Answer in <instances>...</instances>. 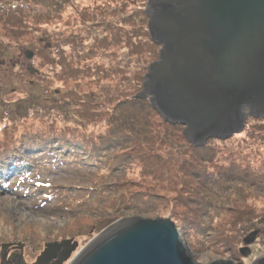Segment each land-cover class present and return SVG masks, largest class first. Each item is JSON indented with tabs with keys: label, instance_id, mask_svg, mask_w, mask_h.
<instances>
[{
	"label": "rangeland",
	"instance_id": "374dc122",
	"mask_svg": "<svg viewBox=\"0 0 264 264\" xmlns=\"http://www.w3.org/2000/svg\"><path fill=\"white\" fill-rule=\"evenodd\" d=\"M125 1L0 0V140H4L2 134L5 132L18 133L19 131V133L22 132L21 136L25 141L29 137L49 141L54 136L53 132L57 135L59 131L62 136L64 132L75 136L77 141L80 138L85 139V136L78 133V130L82 132L85 128L79 123L73 107L91 112L94 116L93 121L97 120V124H100L98 119L106 111L116 108L121 94L124 96L133 90V86L129 85L124 75L119 73L120 71L114 76L113 67V65L122 66L131 73L135 66H139L132 53L135 49L132 44V47L129 46V52L124 51L117 39L116 45L112 44L99 49L92 60L86 61L85 58L81 61L74 60L70 56L67 57L68 60L62 59V56L70 55L73 51V43L68 40L72 34L80 35L83 41V38L93 33V28L92 31L90 30L92 33H88L89 30H85L84 26L81 27L83 35L76 30L84 19H92L90 14L95 12L96 21L120 20L122 16L130 12L129 4H123ZM147 2L148 0L144 4V11ZM46 4H57L59 7ZM21 6L23 8L18 10ZM23 10L27 13H23ZM116 10L117 13H115ZM16 11H19V14L11 16ZM142 13L143 11H139L140 17ZM41 17L44 18L39 21ZM6 21L9 24H6ZM29 23L32 28L25 27ZM103 24L104 28L98 27L95 31L106 34L108 29L105 23ZM115 24L123 29L129 28L128 22L122 21L120 25ZM102 43L104 44V41ZM83 49V44L78 42V52L80 53ZM27 50L33 52L32 58L27 57ZM89 51L93 53L97 49H88ZM140 51L142 52L141 49ZM158 51L154 55V53L150 54L151 51L148 49H144L142 54L148 56L147 61L153 59V62L158 58ZM84 53L87 55L86 50ZM101 60L104 62L93 65ZM68 63L72 64L70 68L65 65ZM150 63L146 66L144 78ZM88 65H93L92 69ZM29 67H33L35 72L28 71ZM80 67L81 69H77ZM141 74H143L142 71ZM129 82L135 85L132 78H129ZM136 89L139 87L137 86ZM139 92L141 89L132 97L136 98ZM113 95L118 96L117 100ZM72 100H76V103ZM22 101L33 104L34 109L31 110V114L34 115L28 119L25 118L26 115L19 118L25 112ZM82 101L88 102L90 106L82 104ZM110 111L107 113L110 114ZM39 112L48 116L41 117ZM52 119H55L54 125L46 128L44 122ZM261 119L263 121H260ZM9 123V127L6 128L5 125ZM262 123H264V116L256 117L246 123L241 133L216 137L204 143L205 154L210 158V154L214 152L216 157L211 162L205 163V159L202 163L200 162L201 170L205 166L209 168L208 170L214 168L215 171H219L242 160L253 165L254 167H251L242 162L261 177L260 173H264V125ZM41 128L48 133V138L44 132H41L43 130ZM182 133L186 137L179 133L178 138L175 137L173 142V146L174 144L178 146V151L175 146L170 147L173 137L167 139L168 143H164L162 149L158 145L157 150L156 146L148 145L149 143H145V140L141 142V139L136 137L129 143V153H127L129 156L125 159L120 157L125 154L123 149L115 153L102 149L99 158L95 156V160L85 162L90 152L84 147L85 149L72 151L65 162L57 165L46 160H38L40 164L35 165L31 155L27 153L25 166L15 163L8 165L9 172L11 171L8 176L5 175L6 171H3V168L0 170V234H7V236L15 234L24 238L30 245L29 249L38 248L46 241L61 242L73 239L78 242L75 250L78 253L116 220L135 215L144 217L171 215L174 203L165 198L159 206L144 213H132L134 211L128 207V202L131 201L129 194L136 190L132 191L133 188H129L131 186L129 180L135 176L139 178L140 173L146 170L144 167L151 168L152 163L149 159L156 158V155L161 152V160L169 156L173 158V161L168 164L171 171L169 175L165 174V180L160 179L161 185L168 184L171 187L170 181L174 180L177 194L184 202L199 193L198 190H202L201 198H207V200L205 199L197 207L206 217L208 212L213 214L199 221L198 215L201 216L199 209H194L195 214L193 207H186L187 203L182 206V210L189 216L187 224L191 229L188 230V235L187 232L185 233L191 244V239L195 240L196 247H193L200 260L230 259L241 260L244 264H253L264 255V225L254 232L257 235L256 238L245 237L238 240L237 249H234L237 253L220 246L223 241L230 240L231 243V238H234V235H231L232 232L234 233L232 224L239 220V216L241 217L242 210L237 211L233 206L239 208L240 202L255 206L256 209L253 210L255 213H264V180L250 186V184L245 185L241 180L235 181L219 176V178L209 179V183H214L213 187L202 186L200 174L196 173L198 179H195V173L189 167L191 163L198 160L194 157L191 162H189L190 159L185 160L190 158L189 153L195 149L184 132V126ZM181 137L183 141L179 144L178 140ZM139 148L144 150L139 152ZM137 153H140L142 158L139 159L136 156ZM79 154L81 156L77 159ZM16 156L20 157L22 154L18 153ZM261 161L263 163L259 164ZM145 177L144 171L143 186L146 188L152 185L157 186L158 181L153 180L151 174ZM238 183H242L243 186H237ZM168 186L165 191L161 187V193L176 194V191L172 187L168 189ZM209 203L212 204L211 209ZM19 210L25 211L26 214L20 216ZM32 212L41 217H47L49 221L32 220ZM108 220L112 221L111 224L106 228H100ZM198 223L208 230L200 231L197 228ZM184 224L186 225V222ZM185 225L182 226L184 231ZM235 255L238 256L237 259Z\"/></svg>",
	"mask_w": 264,
	"mask_h": 264
},
{
	"label": "water",
	"instance_id": "95a60500",
	"mask_svg": "<svg viewBox=\"0 0 264 264\" xmlns=\"http://www.w3.org/2000/svg\"><path fill=\"white\" fill-rule=\"evenodd\" d=\"M146 14L151 38L161 47L136 98H149L165 120L182 123L200 144L264 116V0H148ZM174 219L116 220L69 264H244L200 260ZM77 245L73 241L69 256ZM253 264H264V255Z\"/></svg>",
	"mask_w": 264,
	"mask_h": 264
},
{
	"label": "trees",
	"instance_id": "16d2710c",
	"mask_svg": "<svg viewBox=\"0 0 264 264\" xmlns=\"http://www.w3.org/2000/svg\"><path fill=\"white\" fill-rule=\"evenodd\" d=\"M146 1L147 0H126L123 4H129L130 12L126 16H122V19L120 20L111 19L106 22L96 21L97 19L96 13L95 12L91 13L90 17H92V19L90 20L84 19L82 21V24L78 26L76 30H79L78 33L82 34L81 27L84 26L85 30H89L88 33H92L91 31L93 28V33L83 38V41H81L80 35L72 34L68 40L69 42L73 43V51L70 55L68 54L67 56H62L63 57L62 59H65V60H68L67 57L70 56L74 60L79 59L81 61L82 58H85L86 61H88V60H92L96 56V54H98L97 52L99 51V49L103 48L104 46L108 47L112 44H115V40L117 39L119 40L118 43L121 44V49L124 51L129 52V46H131L132 44L135 46V49L132 48L133 49L132 53H134L137 59V62L139 64V66L134 67L133 72H131L133 74L129 73V71L123 68L122 66L113 65V67L115 70L114 76L119 73L124 75V79H127L129 85L133 86V90L129 91V93H126L124 96L121 94V98L118 99L116 108L112 109L111 111L107 109L111 113L109 114L107 113L108 111H106L100 117V119H98V122H101L100 124H97V120L93 121L94 116L91 115V112H88L86 109L73 107L74 109L73 112L75 113V115L78 116L79 123L83 125V128H85V130L82 132L78 130V133H80L81 136H85L86 137L85 139L80 138V140L77 141L75 140V136L68 135L65 132L62 136L60 131H59V134L57 135L55 134V132H53L54 136L49 141L47 140L41 141L40 139H34L31 137H29L28 140L25 141V139L21 136L22 132L19 133L20 131L18 133L5 132L4 134H2L3 135L2 139L4 140H0V170H2L1 168H3V171H6L5 173L6 176H8L9 173H11V171L9 172L8 165L15 163V164H19V166L20 165L24 166L26 164L25 155L27 153L28 155H31V160L33 161L35 165L40 164L39 163L40 161L38 162V160L50 161L57 165L59 163L65 162L67 160L68 155L71 154L72 151L83 149L84 147H86V149L89 150L90 152V155H87L85 162L95 160L94 159L95 156L96 158H99L102 154L101 152L102 149H108L107 151L109 153H115L118 150L123 149L125 151V154L120 157L122 159H125L127 156H129V154H127L129 153V143H131L132 140L135 139L136 137L141 139V142L145 140V143L147 144L149 143L148 145L156 146L155 147L156 150L158 149L157 148L158 145H160V148L162 149V147L165 145L164 143L167 144L169 138L173 137L174 139L171 142L170 147L173 148L175 146L176 150L179 149L178 146H176L175 144L173 146V142H175V139L178 138L179 133L183 134L182 133L183 126L181 125L176 126V125H172V124H169L163 121L160 114L154 110V108L152 107V105L147 99L132 97L139 91V89H141L143 85L142 83L144 82V79H145L144 73L146 72V66L153 60L152 59V60L147 61L148 56L147 55L143 56L142 54L143 50L148 49L149 51H151L150 54L154 53L155 55L157 54V51L159 50V47H160L158 44H156L153 41V39L151 38L150 32H149V29H148V16L143 10L144 4H146ZM51 5H56V7H59L57 4H49L47 6H51ZM22 8L23 7L21 6L18 8V10ZM118 8L120 7L118 6ZM117 10L115 13L118 12ZM139 11H143L142 17L139 16ZM23 13H27V12L23 10ZM14 14H19V11L18 12L16 11L11 16H13ZM43 18L44 17L39 18L40 19L39 21H41ZM122 21H124L125 23L128 22L129 28L123 29L121 27L116 26L115 23L120 25V22ZM103 23H105V25L107 26L106 29H108V32L106 34H103V33L101 34L95 31V28H98V27L104 28ZM6 24H9V22L6 21ZM30 26L31 24L29 23L25 27L32 28ZM65 31H64V34H65ZM103 35H104V38H102ZM103 41H104V44L102 43ZM78 42L83 44V48H84L80 53L78 52ZM139 48L142 50V52L140 51ZM88 49L90 50L97 49V51L92 53V51L88 52ZM84 50L87 51V55L84 53ZM103 62L104 60H101L99 63H96V64L94 63L93 65H99L100 63H103ZM65 65L69 66V68L72 66V64H69V63ZM93 65H88V67L92 69L91 67H93ZM77 69H81V67ZM100 71H102V69H100ZM141 71L143 74H141ZM137 76L139 77L137 78ZM113 77H111V79ZM129 78L133 79L135 85L129 82ZM137 86L139 87V89H136ZM113 97L117 100L118 96L113 95ZM26 99H30V98H26ZM72 101L73 103H76V100H72ZM22 102L24 104L25 112L23 113L24 115L21 114L19 118H23L26 115L25 118L28 119L31 117V115H34V114H31V110L34 109L33 104L30 105L24 101ZM83 103L90 106L88 102L82 101V104ZM35 108L37 110V107ZM39 114H40L39 116L41 117L48 116L45 114L43 115L42 112H39ZM54 121L55 119H52L51 121L49 120L48 122L47 121L44 122L46 125V128L50 127L51 125H54ZM260 121H263V119H261ZM262 124L264 125V123ZM9 125L10 123L6 124L5 127L8 128ZM41 132H44V134L48 138V133L45 132L44 129ZM72 132L75 133L74 131ZM182 136L184 137L185 135L183 134ZM181 138H179L178 140L179 144L183 141V138L182 139ZM114 140L115 142H113ZM192 146L194 147L195 151H191L192 154L189 153L190 158H185V160L190 159L189 162H191L193 157L198 160L197 162L191 163L189 167L193 169V173H195V179H198L196 173L200 174L201 176L200 182L202 186L204 187H206L207 185H210L211 187H213L214 183H209L208 181H206L205 183L203 178L206 176L212 177L215 174L220 175L222 177H226L228 179H233L235 181L241 180L243 181L245 185L250 184V186L253 185V183L259 184L260 182L264 180V173H260L261 177L258 176V174H256L255 171H252L251 168H249L248 166H245L244 164H242V162L251 167H254V166L251 165L248 161H242V160L236 161L235 164H231L219 171H215V169L212 168L211 169L212 172H210L211 170H208L209 168L207 169L205 168V166L201 170V164H199L200 162L202 163L204 159H205L204 160L205 163L206 161L211 162L212 159L215 158L216 156L214 155V152L210 154L211 155L210 158L207 156V154H205V150L203 147L206 145H202V146L192 145ZM143 150L144 148H139L138 151L141 152ZM24 151L26 152L25 154H24ZM1 153L3 154L1 155ZM18 153H21L22 156L17 157L16 155ZM81 154L84 155V153H81ZM79 156L81 155L80 154L77 155V159L79 158ZM136 156L139 159L142 158L140 153H137ZM127 159L129 160V158ZM161 159H162V155H161V152H159V154L156 155V158L149 159L150 162L152 163L151 168L144 167V169H146L144 170L146 172V177H149L151 174L153 180L158 181L157 186L152 185L150 188H146L145 186L142 185L144 171L141 173L139 172L140 173L139 178L138 176H135L129 180V183L131 184L129 188H133L132 191L134 189L136 190L134 191V193L129 194V198L131 201L128 202V207L131 211L132 210L134 211L132 213L139 214V212L144 213L148 210L150 211L151 209L156 208L157 206L161 204V202H163L162 200H164V198L170 199L174 203L171 215L173 219L175 218L177 220L176 221L177 223L181 222V226L183 227L185 225L184 222H186L185 232H187V235H188L189 233L188 230L189 231L191 230L189 229L188 224H187V218H189V216L187 215L185 211L182 210V206L187 203L186 207L187 206L193 207V213L196 214L194 209L195 208L199 209L197 205H199L200 203H203L205 199L207 200V198H201V195L203 196V192L202 190H198L197 192L199 193H197L194 197L189 198L187 202H184L183 200H181L180 196H178L177 194V189L175 188L176 182L174 180H171L170 184L172 185L171 186L172 189L176 191V194L174 193L172 195H169L167 193H161L160 190L164 188V191H165L168 184L167 186L165 185L162 186L161 182L159 181L160 179L165 180L166 173H168L169 175V171L171 170L169 169L168 164L171 161H173V158L169 156L167 158L165 157L163 160ZM262 163L263 161H261L259 164H262ZM117 164L119 165L118 162ZM167 179L169 180V178ZM237 186L242 187L243 184L238 183ZM171 187L168 186V189H170ZM129 188H126V189H129ZM255 192L257 193V191ZM188 197L189 196H187V198ZM214 202L218 203L217 201H214ZM208 205H209V208L211 209L212 204L209 203ZM219 206H222V205L219 204ZM233 207H235L237 211L242 210L241 217L239 216L238 218L239 220L235 221L232 224L234 225L233 226L234 233L232 232L231 235H234V238H231V243L229 242L230 240L223 241L220 247L226 248V250H229L230 252L237 253V251H235L234 249H237L236 245L240 238H243V239L245 237H249L251 239L253 237L256 238L257 235L254 232L258 231L260 226L264 225V213H255L253 211L256 209L255 206H252V205L248 206L240 202H239V208L236 206H233ZM248 209H252V210H248ZM200 214L201 216L198 215L200 219L199 221H202L213 215L211 212H208V215L206 217L202 211ZM111 222H109V220L106 221L103 225L100 226V228L101 227L106 228L108 225L111 224ZM201 226L202 225L198 223L197 228H199L200 231H203L206 229L205 227H201ZM191 241H192V246L196 247V244L194 242L195 240L191 239ZM234 257H236L237 259L238 256L235 255Z\"/></svg>",
	"mask_w": 264,
	"mask_h": 264
},
{
	"label": "flooded vegetation",
	"instance_id": "af4514ba",
	"mask_svg": "<svg viewBox=\"0 0 264 264\" xmlns=\"http://www.w3.org/2000/svg\"><path fill=\"white\" fill-rule=\"evenodd\" d=\"M61 242L59 240L46 241L40 244L38 248L29 249L30 245L24 238L15 234L9 236L0 234V264H69L77 255L73 251L69 256L73 241L66 245L61 244ZM51 244L53 246L43 258L42 255L50 248Z\"/></svg>",
	"mask_w": 264,
	"mask_h": 264
},
{
	"label": "bare ground",
	"instance_id": "6f19581e",
	"mask_svg": "<svg viewBox=\"0 0 264 264\" xmlns=\"http://www.w3.org/2000/svg\"><path fill=\"white\" fill-rule=\"evenodd\" d=\"M145 13H146V9H145ZM160 46V45H159ZM161 47V46H160ZM143 89H144V85H142V87H141V91H143ZM148 101L150 102V104L152 105V103H151V101H150V99L148 98ZM152 107L154 108V110L156 111V112H158L156 109H155V107L152 105ZM159 113V112H158ZM160 114V113H159ZM261 117V116H260ZM162 119H163V121H165V122H167V123H169V124H172V125H176V126H182L183 124L182 123H174V122H169V121H167V120H165L163 117H162ZM184 126V125H183ZM242 132V129L240 130V131H238V132H235L234 134H232V135H236V134H239V133H241ZM232 137V136H231ZM220 138V137H219ZM189 142L190 143H192L193 145H197V146H202V145H204V144H200V143H198V142H193L192 140H189ZM25 166V165H24ZM220 175H217V174H215V175H213L212 177H209V176H206V177H204L203 178V180L205 181V183H206V181H209V179H215V178H218ZM19 213H20V216H22V215H25L26 214V212L25 211H22V210H19ZM28 215H30V213L28 214ZM31 215H32V220H39V221H41V222H43V221H49L48 220V218L47 217H45V216H43V217H41L39 214H36L35 212H32L31 213ZM97 239V238H96Z\"/></svg>",
	"mask_w": 264,
	"mask_h": 264
}]
</instances>
